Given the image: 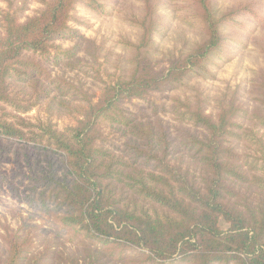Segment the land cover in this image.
Wrapping results in <instances>:
<instances>
[{
  "label": "trees",
  "instance_id": "16d2710c",
  "mask_svg": "<svg viewBox=\"0 0 264 264\" xmlns=\"http://www.w3.org/2000/svg\"><path fill=\"white\" fill-rule=\"evenodd\" d=\"M111 2L41 0L43 10L23 22L0 10V110L2 105L19 108L11 96V82L36 84L35 78L42 77L41 65L26 56H46L55 40L78 35L68 26L76 4L105 15ZM185 2L186 20L202 39L164 72L154 71L141 58L160 24L154 9L147 6L144 15L132 21L140 39L128 44L134 68L125 81L105 87L96 103L81 97L74 86L55 82L58 89L84 102L76 126L67 135L45 128L42 134L27 137L0 118V140L7 143L0 144V196L4 192L33 214L45 215L58 228V235L80 246L79 255L61 256L57 261L52 253L36 254L28 237L7 232L1 237L0 264H110L122 260L127 251H138L147 264H264V179L258 175L264 160L260 166V160L227 145L228 139H255L236 123L239 107L226 94L215 99L214 116L200 103L178 102L174 109L183 110L182 118L199 129V135L183 129L171 136L160 124H134L123 112L126 102L208 75L207 62L226 56L235 43L232 38L245 30L246 22L262 20L252 2L218 16L215 0ZM261 52L262 70L252 81L260 110L241 111L240 116L264 130V44ZM102 124L130 126L135 140L120 149V158L112 159L100 146ZM14 145L24 149L28 166L32 151L44 157V167L18 181L15 174L5 176L4 156ZM181 152L190 156L200 174L171 163ZM244 187L258 191L259 198L242 201ZM127 193L131 196H122ZM137 200L161 213L150 214L135 204Z\"/></svg>",
  "mask_w": 264,
  "mask_h": 264
},
{
  "label": "rangeland",
  "instance_id": "374dc122",
  "mask_svg": "<svg viewBox=\"0 0 264 264\" xmlns=\"http://www.w3.org/2000/svg\"><path fill=\"white\" fill-rule=\"evenodd\" d=\"M185 1L112 0L106 5L108 13L105 15H99L81 3L76 4L68 26L78 35L55 40L46 56H26L41 65L42 77L35 78L36 84L11 82V96L19 108L2 105L0 118L22 130L27 137L42 134L41 130L45 128L67 135L69 129L76 126L84 102L64 89H58L55 82L62 80L74 86L79 89L81 97L84 95L96 103L102 98L105 87L120 80L125 81L134 68L133 50L128 44H137L140 39V31L132 26V21L140 19L147 6L154 9L160 24L153 34L151 46L141 51V58L143 64H148L154 71L164 72L171 63L186 56L202 39L200 33L186 20L188 13L183 9ZM215 1L217 16L252 2L259 7L262 20L258 24L246 22L245 30L232 38L235 43H232L226 56L222 59L213 57L207 62L208 75L185 79L175 89L152 93L144 100L124 103V115L134 124H160L168 129L171 136L183 129L199 135L201 131L182 118L183 110L174 107L178 102L192 106L200 103L206 113L214 116L215 99L223 94L241 111L260 110L254 100L252 81L263 66L264 0ZM43 7L41 0H0V10L15 15L20 22L37 15ZM241 111L235 121L250 130L255 139L252 142L228 139L227 145L240 154L260 160L258 165L261 166L264 160V130L240 116ZM129 129L130 126L101 125L99 144L109 151L112 159L121 157L120 149L125 144L134 143L135 139L129 134ZM0 144L7 145L2 140ZM23 150L14 145L11 152L4 156L7 163L1 169L5 176L15 174L19 176L18 181L22 175L30 177L32 172L36 173L44 167V157L32 151L28 166ZM171 163L187 169L191 174L201 173L186 153L176 154L171 158ZM258 175L264 179V170ZM240 191L242 201L253 202L259 198V192L255 189L244 187ZM124 195L131 196L129 193ZM242 201L238 200V203ZM135 204L150 214L161 213L160 209L148 202L137 200ZM221 226L226 228L224 224ZM7 232H17L22 237H28L36 254L49 252L57 261L61 256H73L80 252V246L70 243L67 236L58 235V228L49 224L45 215L33 214L25 205L17 204L3 192L0 196V245L1 237ZM123 257L122 260H112L110 264H147L138 251H127Z\"/></svg>",
  "mask_w": 264,
  "mask_h": 264
}]
</instances>
